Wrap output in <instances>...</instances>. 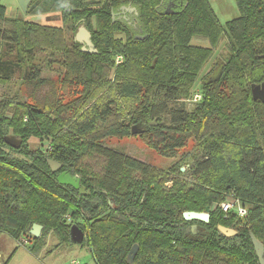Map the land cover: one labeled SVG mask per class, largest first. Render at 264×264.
I'll list each match as a JSON object with an SVG mask.
<instances>
[{
	"label": "trees",
	"instance_id": "1",
	"mask_svg": "<svg viewBox=\"0 0 264 264\" xmlns=\"http://www.w3.org/2000/svg\"><path fill=\"white\" fill-rule=\"evenodd\" d=\"M1 1L0 83L19 71L24 86L46 85L38 53L59 55L65 74L56 103L0 100V236L37 256L50 235L56 248L72 244L76 225L97 264H130L135 245L133 264H260L252 235L264 245V103L254 101L252 86L264 83V0H235L240 16L225 26L208 0H33L28 14L57 11L58 28L10 18ZM124 7L137 10L136 28L114 18ZM79 25L96 53L66 38V28ZM195 37L210 47L193 45ZM223 38L221 76L203 80L194 101ZM8 135L22 139L19 149L6 144ZM132 136L172 160L194 142L195 155L181 160L189 171L158 169L106 145ZM32 138L47 148L31 149ZM49 161L62 168L53 172ZM63 173L79 187L59 183ZM229 198L244 216L222 212ZM190 211L208 212L209 223L185 221ZM35 224L40 238L31 234Z\"/></svg>",
	"mask_w": 264,
	"mask_h": 264
},
{
	"label": "rangeland",
	"instance_id": "2",
	"mask_svg": "<svg viewBox=\"0 0 264 264\" xmlns=\"http://www.w3.org/2000/svg\"><path fill=\"white\" fill-rule=\"evenodd\" d=\"M210 5L212 6L216 16L221 25L225 26L228 22L238 18L240 16L237 4L235 0H208ZM33 2V1H32ZM1 3L7 8V15L10 18H25L28 21L47 26H55L62 27L61 22V13L59 12H49L45 14L38 13L37 15L24 14L23 10L20 7L18 0H2ZM38 11V9H37ZM79 28L81 25L78 26ZM72 29L67 27L65 30L66 38L70 41L73 40L74 37L78 36L80 32L79 28ZM192 44L201 47H210L209 41L204 38L195 37L192 40ZM228 41L226 38H223L219 44V46L214 51V54L210 61L206 64L198 82L193 88V95L196 96L199 91H201L203 80L207 78H215V71L217 70V66L222 63L228 56L229 51L227 49ZM85 49H88L85 45L83 46ZM39 63L41 64V78H47L49 82L40 87L38 90H35L31 85L27 86L23 85L22 76H20V72L17 71L13 79L5 84L0 83V100L12 98L16 95L22 100L26 101V97L30 95H34L39 101L44 102L45 99L50 100V102H57V94L56 88L58 91L61 90V86L59 83L60 76L65 74L64 69L62 68V59L59 55H52V53L41 54L38 53ZM117 63L121 62L116 61ZM112 79L113 74L111 75ZM51 80V82H50ZM53 80V83H52ZM24 86V87H23ZM112 87V86H111ZM110 87V88H111ZM108 88L106 91H102L103 94L96 95L98 100H105L110 96ZM55 94V95H54ZM71 96V95H70ZM68 94H65V99L71 98ZM102 96V97H101ZM200 96V95H197ZM101 97V98H100ZM194 97V101H195ZM188 108H193L190 104ZM140 131L139 128L135 127L133 132L136 134ZM29 147L33 150H37L42 148L43 150L47 148L48 142H42L40 139L32 138L28 142ZM106 145L109 148H112L116 151L129 155L133 158H137L143 162H146L153 167L158 169L168 170L172 168L174 165L182 167L184 169L183 172L189 171V164H182L181 160L183 156H194V152L197 151V145L194 142L189 143L188 149L182 155L178 156L175 160L167 159L160 156L154 150L149 149L144 142L139 137H129L125 139H110L107 140ZM188 153V154H187ZM221 209V207H220ZM215 210V208H214ZM222 210V209H221ZM223 212V211H222ZM225 214V213H224ZM44 230V229H43ZM42 230V233H43ZM41 233V235H42ZM57 239L50 235L47 239V244L43 248V250L39 253V255H34L30 251V245L22 246L15 239L10 237L7 234H2L0 236V252L2 253V264H73L74 261L88 264L92 262L93 256L91 253V249L88 245H79V244H69L66 246H62L60 248H56Z\"/></svg>",
	"mask_w": 264,
	"mask_h": 264
},
{
	"label": "water",
	"instance_id": "3",
	"mask_svg": "<svg viewBox=\"0 0 264 264\" xmlns=\"http://www.w3.org/2000/svg\"><path fill=\"white\" fill-rule=\"evenodd\" d=\"M32 1L33 0H18L20 7L23 10L24 14H28L29 7ZM170 13L172 12L171 11L167 12V14H170ZM76 40L80 43L86 44V47L88 49L83 48V51L89 52V53L97 52L92 43L91 33L85 27L82 28L80 34L76 37ZM220 76H221V72L219 73L218 76H216L215 78H212L210 82L217 81L220 78ZM252 96H253L254 101H260L264 103V83L260 85L252 86ZM5 142L7 145L11 146L14 149H19L22 145V139L16 136H13V135H8L5 138ZM49 164L53 172H57L62 168V164H59L54 161H49ZM182 170L184 171V169ZM58 181L59 183L63 185H72V186L79 187V180L66 173L61 174L58 177ZM183 217L185 221L187 222L199 221L203 223H209L210 221V214L208 212L199 213V212L190 211V212H185L183 214ZM192 229L193 231L197 230L196 226L193 227ZM42 230H43V227L41 225L35 224L31 230V234L35 238H40ZM219 230L227 237H232V236L237 235V231L223 227V226L219 227ZM70 236H71V242L74 244H81L85 239V233L76 225L71 228ZM252 241H253L257 256L259 258L260 264H264V245L254 235H252ZM138 251H139V246L135 245L132 248L128 256V260L130 264L134 263V259ZM0 264H1V258H0Z\"/></svg>",
	"mask_w": 264,
	"mask_h": 264
},
{
	"label": "flooded vegetation",
	"instance_id": "4",
	"mask_svg": "<svg viewBox=\"0 0 264 264\" xmlns=\"http://www.w3.org/2000/svg\"><path fill=\"white\" fill-rule=\"evenodd\" d=\"M170 10H168L169 12ZM118 18L119 20H121L122 18L125 19L127 22H129L131 25H133L135 28L137 27V17H138V12L135 8L133 7H124L121 9V11L117 12L116 14H114V18ZM82 28H84L83 26H81L78 31L81 32ZM140 32H142V30H140ZM77 37V36H76ZM92 38V36H91ZM139 39H142L141 37ZM79 44L83 47L84 45L86 46V44L84 43H80ZM84 48V47H83Z\"/></svg>",
	"mask_w": 264,
	"mask_h": 264
},
{
	"label": "built area",
	"instance_id": "5",
	"mask_svg": "<svg viewBox=\"0 0 264 264\" xmlns=\"http://www.w3.org/2000/svg\"><path fill=\"white\" fill-rule=\"evenodd\" d=\"M120 59L121 58L118 57L117 61H119ZM197 95H199V94H197ZM197 95L194 96L195 99H196L195 101H199L200 98H201V96H197ZM221 209H222L223 213H225V214H229V213H231L235 209L238 211V213H239L240 216H244L246 214V211L242 208V206L240 205V203L238 201H236L235 199H233V198H229L228 201H226L225 203H223L221 205ZM23 243H24V245L26 243L28 244V242L26 240H24ZM20 245H22V244L20 243ZM73 264H79V263L78 262H73Z\"/></svg>",
	"mask_w": 264,
	"mask_h": 264
},
{
	"label": "crops",
	"instance_id": "6",
	"mask_svg": "<svg viewBox=\"0 0 264 264\" xmlns=\"http://www.w3.org/2000/svg\"><path fill=\"white\" fill-rule=\"evenodd\" d=\"M85 240V239H84ZM79 245H81V244H79ZM91 253H92V250H91ZM92 256H93V253H92ZM2 257H3V255H2V253L0 252V258H1V264H2ZM74 262H76V261H74ZM79 263V262H78ZM79 264H82V263H79ZM87 264V263H86ZM88 264H97L96 263V261H95V259H94V256H93V260H92V262H90V263H88Z\"/></svg>",
	"mask_w": 264,
	"mask_h": 264
}]
</instances>
